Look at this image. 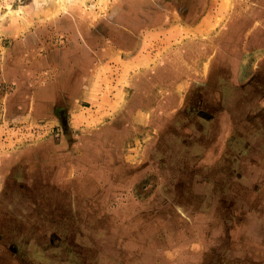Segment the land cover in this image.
I'll use <instances>...</instances> for the list:
<instances>
[{
  "label": "rangeland",
  "instance_id": "rangeland-1",
  "mask_svg": "<svg viewBox=\"0 0 264 264\" xmlns=\"http://www.w3.org/2000/svg\"><path fill=\"white\" fill-rule=\"evenodd\" d=\"M0 264H264V0H0Z\"/></svg>",
  "mask_w": 264,
  "mask_h": 264
},
{
  "label": "crops",
  "instance_id": "crops-1",
  "mask_svg": "<svg viewBox=\"0 0 264 264\" xmlns=\"http://www.w3.org/2000/svg\"><path fill=\"white\" fill-rule=\"evenodd\" d=\"M79 48H80V50L83 52H86V53H88V51L89 50H95V49H97V46H78ZM85 55V54H84ZM97 55V54H96ZM95 55V56H96ZM137 61H142V60H137ZM81 63H85V60H82L81 59ZM87 64V63H86ZM91 66H94V65H91ZM90 72V71H89ZM83 73V72H82ZM82 75V74H81ZM92 75V74H91ZM155 78V77H154ZM82 81H83V79H82ZM152 82H153V80H152ZM151 82L150 81H148V84H150ZM137 85H138V82L136 83ZM141 88H144V87H142L141 86ZM163 110H166V109H163ZM164 112V111H163Z\"/></svg>",
  "mask_w": 264,
  "mask_h": 264
},
{
  "label": "flooded vegetation",
  "instance_id": "flooded-vegetation-1",
  "mask_svg": "<svg viewBox=\"0 0 264 264\" xmlns=\"http://www.w3.org/2000/svg\"><path fill=\"white\" fill-rule=\"evenodd\" d=\"M81 75V74H80ZM81 77H83V74L81 75ZM170 133V132H169Z\"/></svg>",
  "mask_w": 264,
  "mask_h": 264
}]
</instances>
